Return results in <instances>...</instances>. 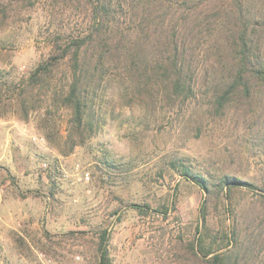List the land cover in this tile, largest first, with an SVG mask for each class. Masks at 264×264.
I'll list each match as a JSON object with an SVG mask.
<instances>
[{
    "label": "rangeland",
    "instance_id": "374dc122",
    "mask_svg": "<svg viewBox=\"0 0 264 264\" xmlns=\"http://www.w3.org/2000/svg\"><path fill=\"white\" fill-rule=\"evenodd\" d=\"M122 4L125 30L134 23ZM211 4L215 23L229 27V1ZM92 24L85 0H0V264H98L102 230L110 264H209L210 255L193 253L202 241L223 264L250 251L247 264H264V101L221 112L211 106L231 62L207 33L195 42L196 54L203 50L194 57L198 87L185 102L155 93L131 101L122 60L101 71L93 100L103 112L99 127L67 153L60 148L67 150L69 109L44 96L22 119L12 85ZM68 65L58 63L57 86ZM184 168L205 178L211 194ZM224 177L253 185L218 192Z\"/></svg>",
    "mask_w": 264,
    "mask_h": 264
},
{
    "label": "trees",
    "instance_id": "16d2710c",
    "mask_svg": "<svg viewBox=\"0 0 264 264\" xmlns=\"http://www.w3.org/2000/svg\"><path fill=\"white\" fill-rule=\"evenodd\" d=\"M85 1L91 5L93 16L90 30L39 62L26 79L10 88L12 103L22 119L37 108L44 96L49 97L50 106L69 109L71 116L64 139L67 150L60 148L61 153L83 143L99 127L103 112L94 111L93 106L101 104L93 100L103 81L101 71L108 62L123 60L131 79V101L153 93L162 94L170 104L194 97L200 71L194 57L203 53L201 49L196 54L195 42L205 33L217 54L226 48L223 54L231 62L228 74L213 89L211 106L221 112L224 106H257L264 101L260 99L264 88V0H228L233 20L224 28L215 23L211 7L214 1L222 0H167L174 5L171 11L163 8L164 0H125L128 22L134 23L125 30L119 11L122 0ZM146 44L155 45V49L146 50ZM63 59L68 60L69 76L64 85L57 86L52 75ZM203 72L206 74L205 69ZM182 174L211 194L205 178L188 168ZM238 185L253 184L224 177L216 187L218 192L227 194ZM204 210L202 205L203 222ZM107 240V232L102 230L97 243L98 264H110ZM198 251L203 257L210 255L209 264H223L219 250L205 247L203 241L193 253ZM254 256L250 251L248 256L238 258L236 264H247Z\"/></svg>",
    "mask_w": 264,
    "mask_h": 264
}]
</instances>
